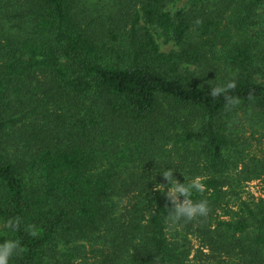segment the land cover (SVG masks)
Masks as SVG:
<instances>
[{"label":"trees","instance_id":"1","mask_svg":"<svg viewBox=\"0 0 264 264\" xmlns=\"http://www.w3.org/2000/svg\"><path fill=\"white\" fill-rule=\"evenodd\" d=\"M263 146L264 0H0L10 264H264ZM169 168L207 217L166 221Z\"/></svg>","mask_w":264,"mask_h":264},{"label":"clouds","instance_id":"2","mask_svg":"<svg viewBox=\"0 0 264 264\" xmlns=\"http://www.w3.org/2000/svg\"><path fill=\"white\" fill-rule=\"evenodd\" d=\"M235 88L234 83H228L225 86H217L212 88L211 96L216 97L222 93H225L229 89ZM229 103L235 105L238 104V99L227 98ZM163 179L167 184H157L156 190L164 192L167 188L166 196L171 203V207L165 205L168 209L166 221L171 223H177L180 221L190 222L199 217H207L210 212V207L206 199L194 201L192 199L193 193H203L205 184L200 177H195L188 182H180L173 175L174 170L169 168L162 172ZM180 197H183L181 200ZM7 227H18L19 218L15 221L9 220ZM34 234V233H33ZM22 251L20 242L18 240H5L0 243V264H10L11 258L18 252Z\"/></svg>","mask_w":264,"mask_h":264},{"label":"rangeland","instance_id":"3","mask_svg":"<svg viewBox=\"0 0 264 264\" xmlns=\"http://www.w3.org/2000/svg\"><path fill=\"white\" fill-rule=\"evenodd\" d=\"M263 193H264V185L260 181H254L249 183V185L246 187L244 195L247 196L250 194H254L256 196H260Z\"/></svg>","mask_w":264,"mask_h":264}]
</instances>
